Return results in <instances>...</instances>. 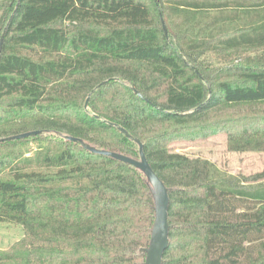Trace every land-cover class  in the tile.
I'll use <instances>...</instances> for the list:
<instances>
[{
    "label": "trees",
    "instance_id": "16d2710c",
    "mask_svg": "<svg viewBox=\"0 0 264 264\" xmlns=\"http://www.w3.org/2000/svg\"><path fill=\"white\" fill-rule=\"evenodd\" d=\"M0 13V139L44 132L0 143V223L24 231L0 264L145 263L146 176L60 136L139 159L117 126L169 189L163 264H264V171L172 148L226 135L231 152H264V0H2Z\"/></svg>",
    "mask_w": 264,
    "mask_h": 264
},
{
    "label": "water",
    "instance_id": "95a60500",
    "mask_svg": "<svg viewBox=\"0 0 264 264\" xmlns=\"http://www.w3.org/2000/svg\"><path fill=\"white\" fill-rule=\"evenodd\" d=\"M165 31H167L164 21L162 20ZM7 28L5 29L2 38L0 40V53L2 51V46L4 42V37L6 35ZM167 34V32H166ZM107 82H103L98 87L104 85ZM97 87V88H98ZM97 88H95L92 92H94ZM141 98H144L142 94L138 91L134 90ZM92 94L88 97L86 102V109H88V103ZM147 100L146 98H144ZM148 101V100H147ZM149 102V101H148ZM119 130H121L128 138L135 141L139 145V153L140 158L135 159L125 154L109 151L106 149H98L91 144L85 142L81 138H76L69 135L60 136L68 141H72L80 144L82 147L86 148L88 151L93 152L95 154H99L102 156H107L123 162L125 164L134 166L136 169L140 170L147 178L148 186L150 188L151 194L154 200V210H155V222L151 231V239L148 247L141 248L140 252L146 254V260L144 264H163L164 255L169 248V233H170V224H169V208H170V196L169 189L164 183V181L158 176V174L154 171L152 166L150 165L146 154L144 152L143 144L132 135H130L123 127L117 126ZM44 133L43 131H30L22 134L1 138L0 143L3 141H11L16 139H24L35 137Z\"/></svg>",
    "mask_w": 264,
    "mask_h": 264
},
{
    "label": "rangeland",
    "instance_id": "374dc122",
    "mask_svg": "<svg viewBox=\"0 0 264 264\" xmlns=\"http://www.w3.org/2000/svg\"><path fill=\"white\" fill-rule=\"evenodd\" d=\"M172 148L175 152L191 157L206 158L230 174L249 176L264 171V152H231L227 148L226 135L212 136L194 142H178L173 144ZM23 237L24 231L20 225L0 223V251L10 249Z\"/></svg>",
    "mask_w": 264,
    "mask_h": 264
}]
</instances>
